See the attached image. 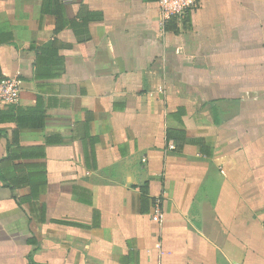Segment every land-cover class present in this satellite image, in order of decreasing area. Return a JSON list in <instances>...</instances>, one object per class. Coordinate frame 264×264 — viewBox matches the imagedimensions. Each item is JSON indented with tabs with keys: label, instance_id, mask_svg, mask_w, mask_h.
<instances>
[{
	"label": "crops",
	"instance_id": "1",
	"mask_svg": "<svg viewBox=\"0 0 264 264\" xmlns=\"http://www.w3.org/2000/svg\"><path fill=\"white\" fill-rule=\"evenodd\" d=\"M168 22L0 0V264H264V0Z\"/></svg>",
	"mask_w": 264,
	"mask_h": 264
},
{
	"label": "built area",
	"instance_id": "2",
	"mask_svg": "<svg viewBox=\"0 0 264 264\" xmlns=\"http://www.w3.org/2000/svg\"><path fill=\"white\" fill-rule=\"evenodd\" d=\"M198 4L199 0H158L159 24L162 31L166 22L181 18L188 10L195 9ZM19 93L20 87L16 78H8L0 82V104H15L19 98ZM159 216V210L155 209V220Z\"/></svg>",
	"mask_w": 264,
	"mask_h": 264
},
{
	"label": "trees",
	"instance_id": "3",
	"mask_svg": "<svg viewBox=\"0 0 264 264\" xmlns=\"http://www.w3.org/2000/svg\"><path fill=\"white\" fill-rule=\"evenodd\" d=\"M171 21H172V19H171L169 22H171ZM169 22H168V23H169Z\"/></svg>",
	"mask_w": 264,
	"mask_h": 264
}]
</instances>
